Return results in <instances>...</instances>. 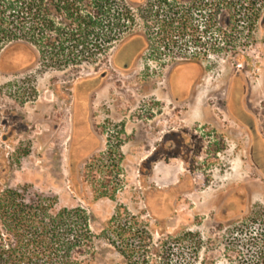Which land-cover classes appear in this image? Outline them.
<instances>
[{
  "label": "rangeland",
  "instance_id": "1",
  "mask_svg": "<svg viewBox=\"0 0 264 264\" xmlns=\"http://www.w3.org/2000/svg\"><path fill=\"white\" fill-rule=\"evenodd\" d=\"M124 1L138 15L135 31L125 34L106 53L98 51L79 65L43 62L36 48L23 43L8 47L1 55L0 175L9 177L10 186L21 190L29 202L37 196L53 197L56 210L87 209L95 217L92 227L97 234L103 231L116 207L124 205L133 216L147 222L157 245L167 236L176 239L171 245L173 256L169 264H263L259 258L264 256V198H259L253 205L254 211H262L258 216L261 222L221 223L222 215L218 214L216 202L221 192L217 161L211 164L209 173L195 172L194 192L186 195L178 207H165L163 200L159 202L150 191L149 186L153 187L154 183L138 171L136 145L127 146L105 136L101 150L93 157L89 132L88 139L82 142L80 130H76V135L74 133V120L75 106L88 95L90 87L84 85L80 90L75 89L79 78H88L95 68L104 66L120 45L131 38L134 41L131 46L137 52L139 43L148 39L158 55L173 56L176 52L178 57L207 58L209 74L203 88L210 91L217 89L221 66H228L234 58L264 68V10L262 22H255L252 33L247 31L246 22H241V32H237V36H241L239 43L217 52L210 48L205 35L207 22L204 23V17L207 15L204 12L195 11L194 14L187 3L180 7L177 25L185 26L186 34L177 40L175 34L163 33L161 26L162 18L175 14L171 7L152 0L150 4H156L157 8L138 10L145 0ZM148 14L162 16L151 30L143 19ZM209 25L213 26V38L216 39L220 27L218 18L215 20L214 17ZM166 45L169 47L163 48ZM113 72L116 76L113 80H127L120 72ZM113 80H109L110 84L100 92V104H105L109 92L114 98L130 94L126 88L112 87ZM104 118L102 113L100 120ZM196 162L207 163L205 153L200 154ZM103 194L109 197H103ZM197 240L201 245L196 248ZM123 262L107 240H97L91 264Z\"/></svg>",
  "mask_w": 264,
  "mask_h": 264
},
{
  "label": "flooded vegetation",
  "instance_id": "2",
  "mask_svg": "<svg viewBox=\"0 0 264 264\" xmlns=\"http://www.w3.org/2000/svg\"><path fill=\"white\" fill-rule=\"evenodd\" d=\"M167 1L175 14L186 3L194 14L204 12L205 30L210 27L206 1ZM150 3L152 0H145L138 8H152ZM261 20L260 16L257 22ZM218 24V30L224 27L219 18ZM132 43L133 38L123 42L104 66L95 68L88 78H79L75 89L90 87L75 106V135L80 130L82 142L90 135L93 157L101 150L105 136L127 146L136 145L138 171L149 179L156 173L157 181L149 188L165 207H178L194 192L195 172L209 173L217 161L220 222H261L258 216L262 211H254L253 205L264 198L263 66L256 68L234 58L228 66H221L217 89L210 91L203 88L209 74L207 58L178 57L176 52L173 56L158 55L148 39L139 43L137 52ZM113 71L127 80H113ZM109 80L114 81L112 87L126 88L130 94L114 98L109 92L105 104H100V92ZM102 113L106 117L103 121ZM204 153L207 163L199 164L196 160ZM169 167L180 168L173 180L166 177Z\"/></svg>",
  "mask_w": 264,
  "mask_h": 264
},
{
  "label": "trees",
  "instance_id": "3",
  "mask_svg": "<svg viewBox=\"0 0 264 264\" xmlns=\"http://www.w3.org/2000/svg\"><path fill=\"white\" fill-rule=\"evenodd\" d=\"M204 1L209 21L215 17L224 24L216 39L212 27L205 30L210 48L217 52L239 43L241 22L252 33L264 10V0ZM157 3L171 5L167 0ZM177 15L148 14L143 19L151 30L162 18L163 33L175 34L177 39L186 34V27L177 25ZM137 16L124 0H0V57L8 47L23 43L36 48L43 62L76 66L98 51L106 53L125 34L134 32ZM55 208V198L37 196L29 202L21 190L10 186L9 177L0 175V264H91L100 238L117 250L123 264H169L172 260L171 245L176 239L167 236L157 245L147 222L124 205L116 207L100 234L93 230L95 217L87 209ZM200 243L197 240L195 247ZM259 262L264 264L263 255Z\"/></svg>",
  "mask_w": 264,
  "mask_h": 264
},
{
  "label": "crops",
  "instance_id": "4",
  "mask_svg": "<svg viewBox=\"0 0 264 264\" xmlns=\"http://www.w3.org/2000/svg\"><path fill=\"white\" fill-rule=\"evenodd\" d=\"M179 167L177 168V170L176 169H172V168H167L166 169V177H167V179H174L175 177V175H176V173L179 171ZM150 180L155 184L156 183V181H157V175H156V173L155 172H153V174H152V176L150 177Z\"/></svg>",
  "mask_w": 264,
  "mask_h": 264
}]
</instances>
